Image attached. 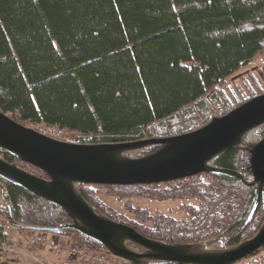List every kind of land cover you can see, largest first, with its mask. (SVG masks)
<instances>
[{"label":"trees","instance_id":"1","mask_svg":"<svg viewBox=\"0 0 264 264\" xmlns=\"http://www.w3.org/2000/svg\"><path fill=\"white\" fill-rule=\"evenodd\" d=\"M263 52L264 0H0V110L25 126L74 134L72 142L81 145L182 135L201 128L203 119V126L208 123L217 107L225 116L258 95L231 108L219 88ZM0 157L49 179L10 153L0 151ZM250 158L248 151L235 149L216 165L249 174ZM0 189V213L20 233L73 224L59 206L2 177ZM100 190L119 199L199 203L182 206L186 221L127 203L134 215L128 218L103 203ZM78 191L98 214L177 246L223 237L228 247L236 246L264 222V193L258 201L256 186L227 175L153 185H86ZM53 236L105 251L76 230ZM12 243L1 225L0 264ZM246 264H264V254Z\"/></svg>","mask_w":264,"mask_h":264},{"label":"water","instance_id":"2","mask_svg":"<svg viewBox=\"0 0 264 264\" xmlns=\"http://www.w3.org/2000/svg\"><path fill=\"white\" fill-rule=\"evenodd\" d=\"M264 126V94L214 118L196 131L134 143L81 145L61 141L15 121L0 110V151L32 165L49 179L35 176L0 157V177L62 208L73 224L57 229H31L58 235L72 229L99 242L106 252L127 264L144 261L167 264H238L264 253V223L249 240L224 250L177 246L152 240L130 226L98 214L78 191L79 186L164 184L200 174H221L257 187L264 193V137L249 152L245 175L216 165L225 153L242 148L247 135ZM159 146L149 156L128 153ZM141 250V251H139Z\"/></svg>","mask_w":264,"mask_h":264},{"label":"rangeland","instance_id":"3","mask_svg":"<svg viewBox=\"0 0 264 264\" xmlns=\"http://www.w3.org/2000/svg\"><path fill=\"white\" fill-rule=\"evenodd\" d=\"M219 89L221 90V92H223L224 99H227V103L228 105H230L231 108H234L235 106H237V102L241 99L243 100L246 98H250L253 94H258L255 97L264 94V52L261 53L250 64L242 67L237 73L230 76L226 80V83ZM225 103H226V100H225ZM213 109H215V107H213ZM217 109L219 110L217 111ZM217 109L214 110V112H212V118L209 120L208 123L204 124V126H203V123H205V121L207 120L205 119L202 120L201 122L202 124H199V126L202 125L201 128L208 125L214 118L223 117L220 108L217 107ZM27 127H30L35 130H37L38 128L42 129V130H39V132L45 135L50 133L51 135L57 137L58 140H61V141L66 140L67 142L70 141L71 143H73L72 141H74L75 139L74 134H70L66 132H58V130L56 129L49 132V130H45L37 126L28 125ZM251 136H253V139L249 140ZM263 137H264V126L257 128L253 130L252 132H250L247 135L243 145L241 146L242 147L241 149H244L247 151L248 148H251L253 145L260 142ZM151 148L152 147L133 151V152L128 153L127 156L132 157V158H142L145 156H149V155H152V154H149L148 152ZM239 173L245 175L246 180L248 179L247 181L250 182L249 180L250 173L249 174L245 172H239ZM98 196H99V199H101L103 203H105L106 205L114 209V211H116L118 214L125 215L128 218H134V215L131 212H129L127 208L125 207L127 203L132 205L134 208L146 210L151 215L162 214V215H166L171 218H174L178 221H186L189 219V216L187 215L185 211L182 210V206L185 204L197 206L199 203L198 200L193 199V198L173 199V200H167V201H157V200L142 199V198L119 199L116 196H112L111 194H108L105 190H100L98 192ZM3 206H4V201L2 199V193L0 189V208ZM1 225H4L6 229L9 232H11L12 241H13L12 245L7 247V249L4 250L2 264L66 263L67 261L66 251L62 252V254L59 256L55 252H51L45 246H32L31 241H30L31 239L30 236H32L36 232L27 231V232L20 233L9 223L7 216L3 213H0V226ZM24 234L27 236H25ZM37 234L45 235L49 240L52 238H56V240H58V243L65 247L72 245L67 240H65L63 237L53 236L54 234L41 233V232H37ZM198 245H199L198 248L202 247L207 250H214V251L224 250L228 247L227 238L225 237L221 239L210 240V241H207L206 243L198 244ZM39 248H43V249L45 248V251L41 252L42 250H40ZM20 250L23 252L32 254L35 258H37L36 259L37 261L32 260L28 257H20L19 261L16 262L17 255H18L17 252ZM263 254L264 253H262L261 255L253 259L243 261L242 263H238V264H246L248 262L258 259Z\"/></svg>","mask_w":264,"mask_h":264},{"label":"built area","instance_id":"4","mask_svg":"<svg viewBox=\"0 0 264 264\" xmlns=\"http://www.w3.org/2000/svg\"><path fill=\"white\" fill-rule=\"evenodd\" d=\"M30 238L32 246H45L59 256L66 251L68 259L65 264H127L111 256L106 251H97L90 247L76 244L65 247L59 244L56 238L49 240L45 235L37 234V232Z\"/></svg>","mask_w":264,"mask_h":264},{"label":"crops","instance_id":"5","mask_svg":"<svg viewBox=\"0 0 264 264\" xmlns=\"http://www.w3.org/2000/svg\"><path fill=\"white\" fill-rule=\"evenodd\" d=\"M11 233V232H10ZM25 235V234H24ZM25 236H27V235H25ZM40 250H42L41 252H43V251H45V248L43 249V248H39ZM17 260H16V262H18L19 261V259H20V257H28V258H30V259H32V260H35V261H37L36 259L37 258H35L32 254H29V253H26V252H23V251H18L17 252ZM67 259H68V255H67V257H66ZM65 258V259H66ZM56 264V263H55ZM57 264H65V263H57Z\"/></svg>","mask_w":264,"mask_h":264},{"label":"bare ground","instance_id":"6","mask_svg":"<svg viewBox=\"0 0 264 264\" xmlns=\"http://www.w3.org/2000/svg\"><path fill=\"white\" fill-rule=\"evenodd\" d=\"M250 139H253V136H251V137L249 138V140H250Z\"/></svg>","mask_w":264,"mask_h":264}]
</instances>
